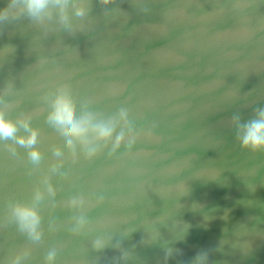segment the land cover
<instances>
[{"label":"water","instance_id":"1","mask_svg":"<svg viewBox=\"0 0 264 264\" xmlns=\"http://www.w3.org/2000/svg\"><path fill=\"white\" fill-rule=\"evenodd\" d=\"M91 6L73 33L28 17L0 25V95L11 118L32 116L45 154L29 175L26 150L12 156L0 142V264L26 248L21 264H44L53 247L56 264H194L202 253L207 264H264V153L242 150L230 122L264 106V0H116L108 16L99 0ZM63 82L103 115L128 108L145 132L130 154L122 146L109 158V145L88 161L78 149L73 164L65 149L69 178L52 175L57 196L40 208L44 238L33 244L7 201L30 198L52 147H64L43 100ZM78 194L86 238L68 232L66 202ZM96 236L110 243L97 251Z\"/></svg>","mask_w":264,"mask_h":264},{"label":"clouds","instance_id":"2","mask_svg":"<svg viewBox=\"0 0 264 264\" xmlns=\"http://www.w3.org/2000/svg\"><path fill=\"white\" fill-rule=\"evenodd\" d=\"M115 3L116 0H99L105 16L110 15L107 9ZM91 11V0H10L8 5L0 10V25L28 17L33 23L45 27L49 22H55L64 31L73 33L75 22L79 21L83 26V21L90 16ZM143 11L147 12L148 9L145 8ZM4 50L8 54L14 51L11 46H6ZM43 100L48 105L45 122L63 138L64 147H52V156L56 159L40 177L30 198L26 200L13 198L7 201L9 219L33 244H40L44 238L40 208L46 202L52 203L57 196L52 175L57 174L62 180L69 178L68 172L61 171L65 165V149L73 164L77 162L78 149L88 161L97 157L109 145H111L107 153L109 158L115 156L122 146L125 153L130 154L145 132V129L138 127L136 121L130 117L128 108L120 107L114 114L103 115L95 110L90 99L78 100L69 82L60 83L54 90L46 92ZM8 109L9 102L5 92L0 95V142L12 156L18 155L15 145L26 150L31 175L32 171L41 167L45 159V154L36 147L39 143V129L33 126L30 114H22L13 119L8 115ZM230 122L234 126V138L242 150L264 153V106L254 108L247 120H243L239 113H234ZM146 131L148 135H153L156 131L155 125ZM8 141L13 143L9 144ZM94 198L97 204H103L106 196L100 193ZM86 203V198L81 194L71 196L66 202L68 211L72 213V225L68 232L74 237L86 238L88 235L87 230L91 221L85 212ZM109 243L110 241L104 237L96 236L93 239V248L100 251ZM115 247L119 248V243ZM171 254L172 249L169 248L166 259ZM29 255L30 249L26 248L6 259L5 264H21ZM58 255L55 247L48 249L44 256V264H56ZM130 258L131 254L128 252L122 256L125 261ZM207 260L206 253L198 254L194 264H207Z\"/></svg>","mask_w":264,"mask_h":264}]
</instances>
